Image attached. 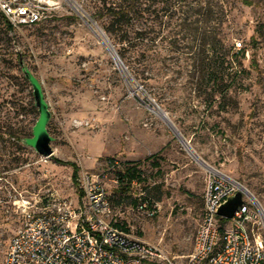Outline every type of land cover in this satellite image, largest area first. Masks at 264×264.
Returning a JSON list of instances; mask_svg holds the SVG:
<instances>
[{
    "label": "rangeland",
    "instance_id": "374dc122",
    "mask_svg": "<svg viewBox=\"0 0 264 264\" xmlns=\"http://www.w3.org/2000/svg\"><path fill=\"white\" fill-rule=\"evenodd\" d=\"M74 1L119 63L67 0L36 26L10 30L0 17V264L25 210L77 208L86 175L110 195L113 220L161 250L155 264H187L210 172L154 111L264 209V0H136L123 23L111 12L131 0ZM33 80L50 113V158L30 144L41 119ZM129 163L141 181L123 192ZM146 197L154 218L139 209Z\"/></svg>",
    "mask_w": 264,
    "mask_h": 264
},
{
    "label": "built area",
    "instance_id": "2783aa9c",
    "mask_svg": "<svg viewBox=\"0 0 264 264\" xmlns=\"http://www.w3.org/2000/svg\"><path fill=\"white\" fill-rule=\"evenodd\" d=\"M60 5L59 0H0V12L20 29L43 23ZM84 190L77 208L65 201L47 212L25 210V223L11 240L5 264H155L162 258L157 246L113 220L110 195L95 176H85ZM247 191L231 176L210 172L202 222L187 264H264V235L256 233L264 221ZM239 192L244 206L223 224L218 210ZM139 209L149 218L158 214L148 203Z\"/></svg>",
    "mask_w": 264,
    "mask_h": 264
},
{
    "label": "water",
    "instance_id": "95a60500",
    "mask_svg": "<svg viewBox=\"0 0 264 264\" xmlns=\"http://www.w3.org/2000/svg\"><path fill=\"white\" fill-rule=\"evenodd\" d=\"M88 25L91 26L90 24ZM92 30L100 38V41L108 48V50L110 52L113 51L116 54L104 34L101 32L102 35H100L98 34V32H96L95 29ZM32 82L35 89L34 94L37 103L36 106L39 108L41 119L35 128V138L30 141V144L37 150L40 155L50 158L54 154V151L51 148L52 138L47 131V124L50 120V113L47 111V107L44 103L39 85L34 80ZM244 203V194L242 192H239L220 206L218 215L223 219L231 221L232 219H234L236 213L244 206Z\"/></svg>",
    "mask_w": 264,
    "mask_h": 264
},
{
    "label": "trees",
    "instance_id": "16d2710c",
    "mask_svg": "<svg viewBox=\"0 0 264 264\" xmlns=\"http://www.w3.org/2000/svg\"><path fill=\"white\" fill-rule=\"evenodd\" d=\"M136 0H131V5L133 7H129L127 9H120V10H113L111 12V15L115 17L116 20L122 21V23L131 16V13L134 12V4ZM0 17L2 18L3 22L7 26L8 29L13 30V26L9 23V21L4 17V15L0 12ZM246 50H238L237 55H241L242 57H245ZM137 165L136 163H129L126 167V169L119 173L118 176V181L120 182L121 190L125 192L128 187H131V185L134 182H139L141 181L140 176H138L140 173L138 172L137 168L134 166ZM74 168V174H73V180L78 184V173H79V168L75 165L72 164ZM111 202V199H110ZM142 202V201H141ZM142 203H148V205L152 208L155 207V202L152 200L151 197H146L143 199ZM112 204V203H111ZM223 224H226L228 220L226 219H221Z\"/></svg>",
    "mask_w": 264,
    "mask_h": 264
},
{
    "label": "bare ground",
    "instance_id": "6f19581e",
    "mask_svg": "<svg viewBox=\"0 0 264 264\" xmlns=\"http://www.w3.org/2000/svg\"><path fill=\"white\" fill-rule=\"evenodd\" d=\"M67 2L69 3V5L72 7V9L85 21V19H87V15L86 13L83 11L82 7L77 4L74 0H67ZM85 23L88 25L87 21H85ZM89 26V25H88ZM89 28L95 29L96 32L100 33L98 28H96V26H89ZM111 55L113 57V59L115 61H117L119 63V60L116 56V54L112 51ZM120 67L123 69V66L120 64ZM155 114H157L160 118H162L167 125L171 128V130L175 133V135L177 136V138L179 139V141L181 142V144L184 146V148L187 150V152L191 155V157H193V159H195L197 162H199L200 164H202L203 166H205L209 172H214V169L211 167H208L203 161L202 159L198 156V154L194 151V149L192 148V146L190 145L189 142L185 141L184 137L182 136V134L180 133V131L178 130V128L174 125V123L169 119L168 115L164 114L161 110H156L154 111ZM247 194L249 196V198L259 207L260 209V214L262 217V220L264 221V209L261 207L259 201L257 200V198L248 190Z\"/></svg>",
    "mask_w": 264,
    "mask_h": 264
}]
</instances>
